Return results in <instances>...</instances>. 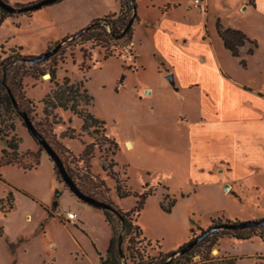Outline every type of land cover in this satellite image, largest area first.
Returning <instances> with one entry per match:
<instances>
[{"label":"rangeland","instance_id":"1","mask_svg":"<svg viewBox=\"0 0 264 264\" xmlns=\"http://www.w3.org/2000/svg\"><path fill=\"white\" fill-rule=\"evenodd\" d=\"M3 1L20 8L37 0ZM135 1L140 18L132 40L136 59L125 53L122 41H108L103 48L85 34L62 42L114 6L107 0H62L6 16L0 24V61L17 55L35 58L63 43L36 67L28 62L20 65L25 76L14 98L83 194L126 212L136 206L135 194L152 191L139 217L132 213V219L141 237L150 242L145 253L154 257L160 251H177L212 224L263 219L264 174L243 168L219 175L198 170L204 157L200 138L207 134L191 121L198 114V95L182 100L156 78L157 69L164 73L166 68L150 52L148 26L158 23L159 16L149 7L150 0ZM178 1L182 10L176 11L177 18L195 34L205 27L212 38H218L215 22L219 20L224 27L264 39L258 33L264 21L255 11L243 10L248 0H207V9L203 4L191 6L188 17L183 14L188 0ZM74 27L80 28L72 31ZM118 52H122L119 58ZM105 55L111 56L104 59ZM240 60L230 57L223 64L243 81L251 74H243ZM65 78L80 87L78 95L72 94L77 111L103 121V128H83L77 115L52 105V96L64 91ZM84 89L92 101L85 99ZM6 95V89L0 88V159L9 140L17 142L21 157L20 167L0 166V245L7 250L6 264H101L111 236L102 210L69 193ZM90 144V158L83 162L78 157ZM191 147L199 150L198 156L195 151L191 155ZM257 182L263 189H256ZM117 186L130 195L119 199ZM66 212L75 213L77 220L68 221ZM261 232L262 238L245 241L218 235L212 248L206 243L169 260L172 264H264V229Z\"/></svg>","mask_w":264,"mask_h":264},{"label":"crops","instance_id":"2","mask_svg":"<svg viewBox=\"0 0 264 264\" xmlns=\"http://www.w3.org/2000/svg\"><path fill=\"white\" fill-rule=\"evenodd\" d=\"M107 1L113 2V10L94 19L119 12L118 0ZM151 3L152 0L149 7L158 13L159 19L158 23L148 26L149 48L166 68L163 73L156 67V78L169 90L174 89L182 100L187 95H198V114L191 121L207 133L200 138L204 157L198 170L219 175L243 168L242 171L253 169L254 173L264 174V39L259 41L258 37L242 31L258 44L252 55L243 57L246 63L243 74L251 75L250 78L244 76L242 81L224 68L223 62L232 56L218 36L212 38L205 27L204 31L195 34L191 26L177 18V12L182 8L178 0ZM254 3L255 7L245 4L243 10L255 11L256 17L264 21V0H254ZM187 5L185 17L192 13L191 6H195L193 0H188ZM204 5L207 9V0ZM139 22L138 17L135 24ZM79 28L74 27L72 31ZM68 33H62L60 38ZM258 33L264 35V29ZM168 75L172 76V84L165 80ZM190 150L191 155L195 151L198 156V149L191 147ZM256 189H263L262 185ZM5 251L0 245V264H6Z\"/></svg>","mask_w":264,"mask_h":264},{"label":"trees","instance_id":"3","mask_svg":"<svg viewBox=\"0 0 264 264\" xmlns=\"http://www.w3.org/2000/svg\"><path fill=\"white\" fill-rule=\"evenodd\" d=\"M41 0H37L34 3L27 5H20L18 7L22 8L24 6H30ZM58 0L54 4L60 2ZM120 9L117 14H109L102 18H97L91 21V23L86 26L84 29L80 30L73 36H66L62 39L66 41L69 38L78 40L81 39L85 34H89L90 38H93L97 41L101 47L106 48V43L108 41H122L123 47L126 49L125 53L132 56L136 59L134 55V46H133V27L138 21L137 17V6L135 0H118ZM248 4L252 7H255L254 0H248ZM53 5V4H52ZM28 13V12H27ZM9 16V13L0 8V24L5 20V17ZM99 30V32H96ZM215 30L217 36L220 38L223 47L230 52L232 57L241 58L240 65L245 68L246 63L243 57L247 55H252L257 49L258 44L256 41L248 38L242 31L224 27L219 20L215 23ZM122 52H118L116 57H121ZM111 55H105L104 59H107ZM27 59L23 56H8L7 58L0 61V88L6 89L7 95L6 100L11 102L10 94L16 98V91L19 90L21 86L22 78L25 76L24 72L20 74V65H23L27 62ZM47 61V60H46ZM45 62V61H43ZM31 64L32 67H36L38 64ZM21 63V64H19ZM19 64V65H18ZM51 80L54 78V71L50 72ZM64 91H59L52 96L51 103L54 107L60 108L64 111H70L74 115H77L83 121V128L95 129L103 128L104 122L93 117L92 114L88 112H79L77 111V101L72 97V94L75 96L80 93V87L78 85L70 84L67 78L63 81ZM82 94L85 95L87 101H92L91 96L88 95V91L84 89ZM14 98V99H15ZM18 108L20 110V103L18 100H15ZM13 105V104H12ZM93 144L88 145L78 159L86 162L90 158L92 152ZM18 144L13 140L6 141V149L1 152L0 166H9L16 165L21 166V157L17 153ZM31 167H28L30 170ZM69 193H71L69 191ZM87 193H89L87 191ZM72 194V193H71ZM116 194L119 199L126 198L130 195L129 192L122 193L120 187H116ZM135 194V193H134ZM152 195L151 190L144 191L143 193L136 195L137 202L136 206L129 211H122L117 207L112 206L111 211L102 210L104 220L108 224L111 236L109 244L104 257H100L101 264H172L169 259L180 252L186 245L193 242L196 238H192L188 243L181 246L177 251H171L167 253L158 252L157 256L151 257L145 253V248L151 246L150 242L142 236V231L140 227L132 219V213L136 214V217H139V213L142 210L145 200ZM213 223V220H211ZM237 223L225 221L224 223H217L216 225L212 224L206 231L212 230L215 227L234 225ZM264 226L260 227H251L244 229H232L225 228L213 231L206 238H204L200 243L194 246L192 249L188 250L180 256H186L191 253L195 248L200 247L208 243V249L212 248L215 243V238L218 235L226 236L228 238H233L236 240H250L252 238L258 237L262 238V230ZM121 230L123 231L121 233ZM205 232V231H204ZM202 232L201 234H203ZM143 243L145 245H143ZM159 248V247H158Z\"/></svg>","mask_w":264,"mask_h":264},{"label":"water","instance_id":"4","mask_svg":"<svg viewBox=\"0 0 264 264\" xmlns=\"http://www.w3.org/2000/svg\"><path fill=\"white\" fill-rule=\"evenodd\" d=\"M58 0H41L40 2H37L35 4H32L30 6H24L22 8H14L10 5H8L6 2L3 0H0V8L4 11H6L9 14H20V13H27V12H34L37 10L42 9L43 7L50 6L57 2ZM62 42H60L57 46H55L53 49L47 51L46 53L35 57L31 59H27L26 61L30 64H37L43 61L48 60L50 57L55 55L59 49L62 46ZM166 79L173 83L172 81V76L168 75ZM10 94V98L12 101V104L16 110V112L19 114V116L22 118L24 125L31 135V137L43 148V150L46 152V154L49 156V158L52 160L54 166L56 167L58 174L62 178L64 184L67 186L68 190L80 201L100 210H107L111 211L113 208L111 205L100 202L88 195L83 194L73 183L71 178L68 176L66 173L63 163L59 156L54 152V150L50 147V145L46 142V140L43 138L41 134L37 132V130L33 127L31 121L29 120L28 116L26 113L22 112L19 110L18 105L14 99V97ZM54 206H57V203H54ZM264 226V218L260 220H252V221H245V222H240L234 225H226V226H219L215 227L212 230L205 231L203 234L198 236L193 242L189 243L188 245L185 246L180 252L177 254L173 255L172 257L183 254L187 252L188 250L192 249L194 246H196L198 243H200L204 238H206L209 234H211L213 231L220 230V229H227V228H232V229H244V228H251V227H260ZM171 257V258H172ZM170 258V259H171ZM170 261V260H169Z\"/></svg>","mask_w":264,"mask_h":264},{"label":"built area","instance_id":"5","mask_svg":"<svg viewBox=\"0 0 264 264\" xmlns=\"http://www.w3.org/2000/svg\"><path fill=\"white\" fill-rule=\"evenodd\" d=\"M203 0H193V5H195L196 7H199L200 5H202ZM66 218L68 221H76L77 220V215L75 213H69L66 212L65 213Z\"/></svg>","mask_w":264,"mask_h":264},{"label":"bare ground","instance_id":"6","mask_svg":"<svg viewBox=\"0 0 264 264\" xmlns=\"http://www.w3.org/2000/svg\"><path fill=\"white\" fill-rule=\"evenodd\" d=\"M46 78H48V76H46Z\"/></svg>","mask_w":264,"mask_h":264}]
</instances>
